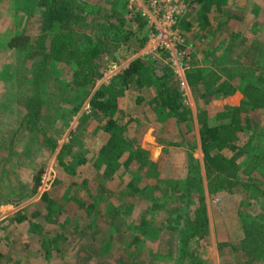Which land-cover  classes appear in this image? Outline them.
<instances>
[{
  "label": "rangeland",
  "instance_id": "rangeland-1",
  "mask_svg": "<svg viewBox=\"0 0 264 264\" xmlns=\"http://www.w3.org/2000/svg\"><path fill=\"white\" fill-rule=\"evenodd\" d=\"M221 4L204 27L189 0H0V264H264L260 149L219 172L200 140L208 104L249 108L244 95L234 86L201 98L186 77L233 82L224 67L264 68V0ZM145 57L177 89L180 122L149 103L146 69L139 81L119 76ZM92 65L99 75L78 82ZM100 89L116 101L113 129L90 105ZM137 148L143 156L121 167ZM246 230L257 234L252 251Z\"/></svg>",
  "mask_w": 264,
  "mask_h": 264
},
{
  "label": "trees",
  "instance_id": "trees-1",
  "mask_svg": "<svg viewBox=\"0 0 264 264\" xmlns=\"http://www.w3.org/2000/svg\"><path fill=\"white\" fill-rule=\"evenodd\" d=\"M191 5L197 6L199 9L200 14H196L197 19H201L200 24L207 26L209 23L208 17L212 15V18H216L215 12L220 11L222 0H189ZM209 15V16H208ZM229 17V16H228ZM233 17V15H230ZM155 61L150 60L149 58H137L129 63V65L122 71L120 77L124 81L123 83H128L130 81H139V76L142 74L140 70L143 68L146 69L145 71L150 74L153 78V90L155 97L151 99L149 103L153 104L156 108H164L168 115L174 117L177 120V123L180 122L182 116H184L183 107L178 101V91L176 88L171 86L167 80V75H163L162 71L154 66ZM247 63L239 64L236 69L239 71L228 70L224 67V73H229L230 80H224L219 76H213L208 74V79L203 76V74L199 71H192L188 72L186 77L188 83L192 86L194 92H198L201 98H209L211 96H217L220 92L224 93V95L229 94L233 91L235 87H240L241 92L244 95L245 101L244 103L249 108H229L226 106L222 107H215L208 104L209 112L202 111L200 115V124H201V148L205 156V160L207 163V167L211 170L216 171H223L227 168L235 170L237 167V160L240 158L241 155L246 154L245 148L247 146L251 147V152L259 150V159L255 161L256 167H258L264 161V152L262 151V145L264 143V128L258 130L255 133L254 128V118L253 114L257 111V109L262 110V116H264V68L262 67H252L251 65L245 66ZM245 66V68H244ZM240 67V68H239ZM244 68V69H243ZM247 68V69H246ZM250 68V69H249ZM252 68V70H251ZM244 70V71H243ZM251 71V72H250ZM155 72H159L161 75L156 74ZM246 72L251 73L250 76H246ZM80 77L82 80L78 81L81 84H89L88 81L91 77L95 75H99L95 65L89 66L85 68L84 73L79 72ZM149 76V78H150ZM234 77V78H233ZM238 80V78H240ZM211 79V80H210ZM210 80V82H208ZM237 83V84H236ZM239 83V84H238ZM105 89L97 90L90 99V105L93 107V110L96 112V118H104L108 119L111 128L113 129L116 124L114 121V114L116 112V104L115 98L112 96H107ZM208 103V101H207ZM30 110V109H28ZM220 110H224V113L232 112L228 121L221 122L216 119V114ZM216 113V114H215ZM261 113V112H260ZM211 114V115H210ZM210 115V117H208ZM208 118L213 120L215 123H211L210 125L207 123ZM181 128V127H180ZM178 128V129H180ZM249 136V140L246 141L244 144L241 145L242 136ZM253 135H255L256 143L254 145L251 144V140L253 139ZM261 140L263 142H261ZM119 149V148H118ZM248 151V150H247ZM143 152L137 149H130L127 160L121 165L123 168L129 167V164L136 159L135 156L139 158V156H143ZM134 157V158H133ZM78 162H84L83 157H78ZM107 165V162L104 163ZM258 165V166H257ZM62 166L65 170L68 171V175L71 172V164L69 163H62ZM120 166V165H119ZM118 166V167H119ZM39 182V176L35 178V185L37 186ZM58 181L57 183H60ZM34 186V187H36ZM57 186V184H55ZM52 193L49 195L51 196L53 193L55 194L56 188H54ZM46 195V197L42 200L43 204L45 203L46 206L48 204H52L51 197ZM165 203L156 204L153 203L152 209H164ZM201 213V214H200ZM205 210L204 208H200V212L198 217L201 215L204 217ZM24 217H17L15 218L18 223H20ZM166 222L169 223V219H166ZM246 236L248 239H242L241 243L246 241L249 243L247 246L250 247L251 251L253 248H257V234L255 231L252 232L251 230H246ZM36 240V239H35ZM37 242V241H36ZM39 242V241H38ZM37 244V243H36ZM252 247V248H251ZM246 249V247H245Z\"/></svg>",
  "mask_w": 264,
  "mask_h": 264
},
{
  "label": "crops",
  "instance_id": "crops-1",
  "mask_svg": "<svg viewBox=\"0 0 264 264\" xmlns=\"http://www.w3.org/2000/svg\"><path fill=\"white\" fill-rule=\"evenodd\" d=\"M153 129V128H152Z\"/></svg>",
  "mask_w": 264,
  "mask_h": 264
}]
</instances>
